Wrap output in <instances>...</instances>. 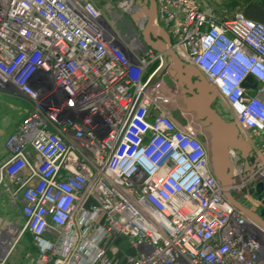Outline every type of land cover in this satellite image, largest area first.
I'll use <instances>...</instances> for the list:
<instances>
[{"label": "built area", "instance_id": "1", "mask_svg": "<svg viewBox=\"0 0 264 264\" xmlns=\"http://www.w3.org/2000/svg\"><path fill=\"white\" fill-rule=\"evenodd\" d=\"M202 1L155 0V22L250 151L227 147V185L181 94L183 123L172 115L164 54L132 43L144 13L129 38L96 0H0V91L28 104L4 140L0 189L20 203L37 264H264V215L242 202L264 210V22ZM116 6L139 14L133 0ZM119 238L134 250L121 262Z\"/></svg>", "mask_w": 264, "mask_h": 264}, {"label": "crops", "instance_id": "2", "mask_svg": "<svg viewBox=\"0 0 264 264\" xmlns=\"http://www.w3.org/2000/svg\"><path fill=\"white\" fill-rule=\"evenodd\" d=\"M96 2L102 7L104 11V15L108 18V20L114 22V24H117V27L115 28L118 31H121L124 33L126 36L132 35L135 28V24L137 21V18L141 15H146V12L143 10L145 0H135V3L139 5V11L136 13H139L138 15L132 14V13H123L122 19L118 18L120 14L114 13V10L112 9V1L110 0H96ZM102 3V4H101ZM111 3V4H110ZM144 13V14H143ZM112 17H114V21L112 20ZM147 17V15H146ZM118 18V19H117ZM147 25L145 23L144 28L142 30H139V35L145 45L151 47L152 49L156 51H160L164 54L165 59H166V69L168 71H171L172 74L174 75L173 78L179 77V78H185L187 76V70L188 68L191 70L189 74V78L191 80L196 79L197 77V70L192 67L189 64L181 62L175 55V53L170 49V41L171 38L167 31L163 29L161 26H159L156 22L155 19L152 21L151 25L147 29V34L144 35L146 32ZM177 80V79H176ZM20 98V97H19ZM28 109V104L27 107L24 109V112L26 113ZM24 113V114H25ZM16 128V126H15ZM15 128L12 130L14 131ZM11 131V132H12ZM3 131L0 130V134ZM9 132L7 136L11 133ZM6 136V137H7ZM5 137V138H6ZM4 139L0 140V160L3 159L6 155V150L4 148ZM243 205L249 206L247 209V212L249 214H253L255 212H259L260 210H263L260 206H257V201L255 200V197H248L245 195V198L242 199ZM249 202H252L249 204ZM20 203L19 202H13L9 196L6 194V192L3 189H0V220H5V221H12L11 225L15 226V230L19 231V228L22 226L20 224H14L13 219H14V212L18 210L19 216L22 218L20 214ZM16 208V210L14 209ZM18 220V219H17ZM264 221V218L261 219ZM13 229V231H15ZM6 234V237H8L11 233L7 231H3L0 228V236ZM14 234V233H12ZM12 240H16L14 247L8 254L6 260V264H37V260L31 261L29 263L26 262V259L24 258V255L22 254V250H27L29 248V245L27 243V240L24 238V232L18 233V236L10 235ZM25 239V246L22 248L20 245L22 241ZM11 240V241H12ZM11 243V242H10ZM3 246L7 247V243H3ZM19 247V251H13L15 248ZM1 254L4 252V249H1ZM111 255L117 259L119 262L123 261L124 258L129 255L133 254L134 250L127 244V242L124 239H118L116 243L114 244V247L111 249ZM0 254V255H1Z\"/></svg>", "mask_w": 264, "mask_h": 264}, {"label": "water", "instance_id": "3", "mask_svg": "<svg viewBox=\"0 0 264 264\" xmlns=\"http://www.w3.org/2000/svg\"><path fill=\"white\" fill-rule=\"evenodd\" d=\"M144 7L145 8H143V10L146 12L147 15V28L146 32L144 33V35H146L147 29L149 28L156 16L155 1L145 0ZM164 62L166 63V61ZM190 72L191 70L188 68L186 72L187 76L185 78H173L181 87L180 98L181 103L183 104V110L187 112H194L195 117L204 126L205 131L209 133L210 154L215 176L219 180H221L224 185H227L231 181L229 173V163L226 154L227 147H234L239 149L243 157L245 158L247 157L245 155L247 148L239 138L235 126L232 123L224 122L211 108V102L215 99V96L212 93L210 87L200 78L191 80L189 78ZM168 73L171 77L174 76L171 71H169ZM161 76L168 86L173 85L168 75L162 74ZM217 102L222 108V111L226 112V106L219 100H217ZM154 114H157V112L154 111ZM172 115L179 123H183L180 108L174 109ZM256 189L257 191H261L262 189H264V182L259 181L257 183ZM228 198L237 207H240L239 203H237L230 195L228 196ZM262 201L264 202V199ZM251 215L256 219L260 220L261 217L264 215V210H260L259 212H255Z\"/></svg>", "mask_w": 264, "mask_h": 264}, {"label": "rangeland", "instance_id": "4", "mask_svg": "<svg viewBox=\"0 0 264 264\" xmlns=\"http://www.w3.org/2000/svg\"><path fill=\"white\" fill-rule=\"evenodd\" d=\"M112 1V9L114 10V13L119 14L120 11L116 5H118V1L120 0H111ZM135 2V0H133ZM102 4V3H101ZM111 4V3H110ZM250 4H256L260 5L263 4V0H203L202 6L203 9L214 15L215 17H228L232 15L234 12H242L244 13V10L250 5ZM264 7V5H262ZM123 14V12H122ZM112 20L114 21V17H112ZM112 22V21H111ZM113 23V22H112ZM117 27V24H114V27ZM118 28V27H117ZM123 33V32H122ZM124 34V33H123ZM132 38L133 35L130 34L129 38ZM141 38L136 37L135 40L132 42L134 44H139ZM176 88H170L166 90L165 88L161 89V92L163 94L169 95V106L173 108H177L178 104L180 103L179 98L181 94L180 86L177 84ZM174 99V100H173ZM27 107V103L16 96L15 94L9 93V92H3L0 91V130L3 132L0 134V140L4 139L9 132H11L15 126L18 125L21 117L24 115V109ZM191 115H195L194 113H191ZM252 202H249L251 204ZM261 204V203H260ZM257 206H260L259 203H257ZM16 210V208H14ZM18 219V220H17ZM12 221H5L0 220V228L3 231L10 232V235L16 236L18 233V230H15V226L11 225ZM14 224H23V219L19 216L18 210L14 212ZM13 229L15 231H13ZM24 232V238L27 240V243L29 245V248L27 250H22V254L24 255V258L26 259V262L29 263L32 260H37V254L34 247V244L32 242V236L28 231ZM14 233V234H12ZM10 235L6 237V234L0 236V250L4 249V252L1 254L0 251V257L3 256L5 253L9 243L11 242ZM25 239L20 244L22 248L25 246ZM3 243H7V247L3 246ZM13 251H19V247L15 248ZM7 263V260L5 261V264Z\"/></svg>", "mask_w": 264, "mask_h": 264}, {"label": "trees", "instance_id": "5", "mask_svg": "<svg viewBox=\"0 0 264 264\" xmlns=\"http://www.w3.org/2000/svg\"><path fill=\"white\" fill-rule=\"evenodd\" d=\"M262 5H264V0L260 5L250 4L243 14L253 20L264 22V7Z\"/></svg>", "mask_w": 264, "mask_h": 264}, {"label": "flooded vegetation", "instance_id": "6", "mask_svg": "<svg viewBox=\"0 0 264 264\" xmlns=\"http://www.w3.org/2000/svg\"><path fill=\"white\" fill-rule=\"evenodd\" d=\"M246 154H247V155H249V154H250V151L248 150V148H247V150H246Z\"/></svg>", "mask_w": 264, "mask_h": 264}, {"label": "bare ground", "instance_id": "7", "mask_svg": "<svg viewBox=\"0 0 264 264\" xmlns=\"http://www.w3.org/2000/svg\"><path fill=\"white\" fill-rule=\"evenodd\" d=\"M173 100H174V99H173ZM177 100H178V98H177ZM179 100H180V99H179ZM52 102H53V104H54V105H56V104H55V103H56V101H52Z\"/></svg>", "mask_w": 264, "mask_h": 264}]
</instances>
